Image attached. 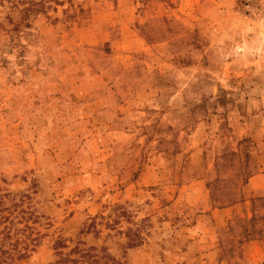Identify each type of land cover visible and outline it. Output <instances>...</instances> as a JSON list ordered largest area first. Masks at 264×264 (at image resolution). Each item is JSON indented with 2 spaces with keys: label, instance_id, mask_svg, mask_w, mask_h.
Wrapping results in <instances>:
<instances>
[{
  "label": "rangeland",
  "instance_id": "rangeland-1",
  "mask_svg": "<svg viewBox=\"0 0 264 264\" xmlns=\"http://www.w3.org/2000/svg\"><path fill=\"white\" fill-rule=\"evenodd\" d=\"M48 6H0V264H264V0Z\"/></svg>",
  "mask_w": 264,
  "mask_h": 264
},
{
  "label": "trees",
  "instance_id": "trees-1",
  "mask_svg": "<svg viewBox=\"0 0 264 264\" xmlns=\"http://www.w3.org/2000/svg\"><path fill=\"white\" fill-rule=\"evenodd\" d=\"M52 1L57 2V0H0V6L7 5L11 11H17L20 10V6L26 5L23 9L26 12L45 13L50 8L48 6L49 2ZM76 250L77 251H73L71 253L79 255L78 258H71L67 255L66 257H61L55 264H120L119 261L110 255H103L99 257L95 254V250L93 248ZM58 255L63 256L62 253H59Z\"/></svg>",
  "mask_w": 264,
  "mask_h": 264
},
{
  "label": "crops",
  "instance_id": "crops-1",
  "mask_svg": "<svg viewBox=\"0 0 264 264\" xmlns=\"http://www.w3.org/2000/svg\"><path fill=\"white\" fill-rule=\"evenodd\" d=\"M260 176L257 174V175H255L254 177H252L250 180V182H252L255 178L257 179V178H259Z\"/></svg>",
  "mask_w": 264,
  "mask_h": 264
}]
</instances>
